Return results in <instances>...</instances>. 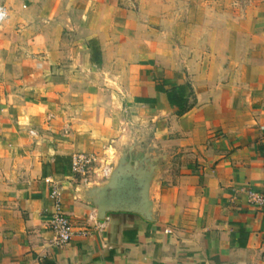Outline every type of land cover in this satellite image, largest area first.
<instances>
[{"label": "crops", "instance_id": "0c3cea01", "mask_svg": "<svg viewBox=\"0 0 264 264\" xmlns=\"http://www.w3.org/2000/svg\"><path fill=\"white\" fill-rule=\"evenodd\" d=\"M58 3L21 38L0 25V264H264V213L245 195L264 191V0L194 24L186 0ZM153 77L188 82L193 105L175 114ZM127 121L165 156L153 221L99 220L74 197L104 177ZM52 187L86 230L59 246Z\"/></svg>", "mask_w": 264, "mask_h": 264}, {"label": "water", "instance_id": "95a60500", "mask_svg": "<svg viewBox=\"0 0 264 264\" xmlns=\"http://www.w3.org/2000/svg\"><path fill=\"white\" fill-rule=\"evenodd\" d=\"M106 174L76 186L74 197L90 206L96 219L108 212H130L154 220V189L164 169V154L148 146L139 130L122 138Z\"/></svg>", "mask_w": 264, "mask_h": 264}, {"label": "rangeland", "instance_id": "374dc122", "mask_svg": "<svg viewBox=\"0 0 264 264\" xmlns=\"http://www.w3.org/2000/svg\"><path fill=\"white\" fill-rule=\"evenodd\" d=\"M236 1L244 2V0H186V3L189 4L190 22L192 24L198 23L200 17L211 18L216 15L222 18L233 17L235 19H242L244 16L242 5L237 7L238 5L235 4ZM1 2H3L6 7V17L0 25L7 27V36L12 39L14 37L21 38L23 36V29L32 23V18H37L39 16V10L37 9L39 6L45 3L57 6L60 0H1ZM139 2L140 0H116L117 5H128L131 8H136ZM54 11L55 10L52 9V12ZM186 11L187 10H185V12ZM21 49L22 46H19L18 49L16 48L14 50ZM8 76V74H5V77L1 78L3 80ZM12 76H14L12 78H16L15 74ZM134 127H136L135 123L127 121L126 126H121L119 133L122 135L125 132L124 134L126 136L132 135V129ZM73 172L75 177L81 176L79 171Z\"/></svg>", "mask_w": 264, "mask_h": 264}, {"label": "built area", "instance_id": "2783aa9c", "mask_svg": "<svg viewBox=\"0 0 264 264\" xmlns=\"http://www.w3.org/2000/svg\"><path fill=\"white\" fill-rule=\"evenodd\" d=\"M6 17V7L0 0V23ZM87 162L84 155L77 154L74 156L72 166L75 171H79L83 164ZM108 169V168H107ZM107 170L105 171L106 174ZM86 182V179H83ZM247 202L256 205L264 213V191H255L248 189L245 192ZM51 204V213L48 220V228L51 231V243L55 246L66 244L72 237L84 234L86 230L80 226L74 225L62 205V194L59 188L52 187L48 193ZM97 227L100 224L97 223ZM165 232H170L165 229Z\"/></svg>", "mask_w": 264, "mask_h": 264}, {"label": "trees", "instance_id": "16d2710c", "mask_svg": "<svg viewBox=\"0 0 264 264\" xmlns=\"http://www.w3.org/2000/svg\"><path fill=\"white\" fill-rule=\"evenodd\" d=\"M93 40H89L90 61L98 63L99 51L96 45L91 46ZM154 90L165 95L170 107L175 108V114L180 115L188 110L194 103V96L188 82L176 84L163 77H153ZM57 159V157L55 158Z\"/></svg>", "mask_w": 264, "mask_h": 264}]
</instances>
